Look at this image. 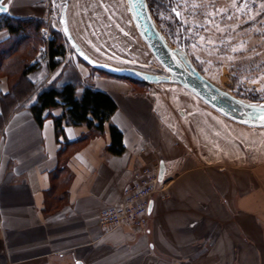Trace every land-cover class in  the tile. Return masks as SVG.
Here are the masks:
<instances>
[{
    "label": "crops",
    "instance_id": "1",
    "mask_svg": "<svg viewBox=\"0 0 264 264\" xmlns=\"http://www.w3.org/2000/svg\"><path fill=\"white\" fill-rule=\"evenodd\" d=\"M1 3L11 18L56 16L60 28L59 0ZM39 32L42 44L29 61L39 64L28 79L37 89L73 83L78 95L84 86L107 93L124 151L106 152L107 124L100 133L63 121L56 136L59 107L39 126L28 109L33 94L10 111L0 131V264H264V127L236 124L191 92L176 99L180 110L155 84L138 86L79 62L50 71L48 30ZM12 39L0 30V48ZM5 63L0 94L14 81L1 74ZM159 162L163 177L146 224L100 228V211L122 199L136 173Z\"/></svg>",
    "mask_w": 264,
    "mask_h": 264
},
{
    "label": "rangeland",
    "instance_id": "2",
    "mask_svg": "<svg viewBox=\"0 0 264 264\" xmlns=\"http://www.w3.org/2000/svg\"><path fill=\"white\" fill-rule=\"evenodd\" d=\"M64 1L68 31L91 59L152 73L164 72L134 27L125 0H59L57 7ZM146 1L167 44L183 47L205 78L242 101L264 102V0ZM43 27L48 30L46 43L52 39L63 46L60 65L84 64L65 42L56 16L43 21ZM29 35L34 36L33 43L30 36L22 37L3 58L7 64L3 65L1 74L11 81L39 45L40 32L32 31ZM155 86L160 88V98L170 99L180 110L183 105L176 99L181 100L183 94L190 93L173 83ZM208 122L211 127H218L212 119ZM237 136L245 143L250 142L243 132L238 131Z\"/></svg>",
    "mask_w": 264,
    "mask_h": 264
},
{
    "label": "trees",
    "instance_id": "3",
    "mask_svg": "<svg viewBox=\"0 0 264 264\" xmlns=\"http://www.w3.org/2000/svg\"><path fill=\"white\" fill-rule=\"evenodd\" d=\"M41 28H43L42 20L15 19L7 16L6 13L1 14L0 30L6 29L10 35L14 36V39H12L14 41H12V44H8L9 46L6 48H0V62L13 43L16 45L22 37L30 36L33 43L34 36L29 34L32 31L36 34ZM38 43L42 44L41 38H39ZM46 54L48 69L53 71L60 65V59L64 54L62 44L51 39L48 41ZM24 62L20 74L13 81L8 94H0V131L10 111L18 107L26 97L33 94L34 99L28 105V109L39 126L42 125L47 110L59 107L63 110V114L53 119L56 136L62 135L63 121L71 126L84 124L88 129L100 133L103 131L104 125L107 124L110 143L106 147V152L112 155L123 153L122 133L110 122L116 111V105L107 93L91 86H84L78 95L77 87L73 83H64L60 86L49 84L37 89V86L27 76L37 68L38 62ZM90 69L93 72L104 74L93 68ZM61 167L64 166L61 165L60 169H62Z\"/></svg>",
    "mask_w": 264,
    "mask_h": 264
},
{
    "label": "water",
    "instance_id": "4",
    "mask_svg": "<svg viewBox=\"0 0 264 264\" xmlns=\"http://www.w3.org/2000/svg\"><path fill=\"white\" fill-rule=\"evenodd\" d=\"M0 0V15L5 7ZM132 23L139 36L161 65L163 73L142 71L133 67L113 66L91 59L74 41L66 23V2L61 6L59 24L61 33L74 54L87 66L113 77L142 84L173 83L190 91L207 106L240 125L264 127V102H245L222 90L202 75L190 61L181 46L170 47L158 30L146 0H125ZM164 167L159 162L158 179L162 180Z\"/></svg>",
    "mask_w": 264,
    "mask_h": 264
},
{
    "label": "built area",
    "instance_id": "5",
    "mask_svg": "<svg viewBox=\"0 0 264 264\" xmlns=\"http://www.w3.org/2000/svg\"><path fill=\"white\" fill-rule=\"evenodd\" d=\"M159 163L144 167L134 175V183L123 191L122 199L114 206L100 211L98 225L104 230L116 227L140 228L146 224L152 196L159 191Z\"/></svg>",
    "mask_w": 264,
    "mask_h": 264
},
{
    "label": "bare ground",
    "instance_id": "6",
    "mask_svg": "<svg viewBox=\"0 0 264 264\" xmlns=\"http://www.w3.org/2000/svg\"><path fill=\"white\" fill-rule=\"evenodd\" d=\"M244 126V125H243ZM247 127H250V126H247ZM244 128V127H243ZM252 128H257V127H252ZM260 128H262V127H260Z\"/></svg>",
    "mask_w": 264,
    "mask_h": 264
}]
</instances>
